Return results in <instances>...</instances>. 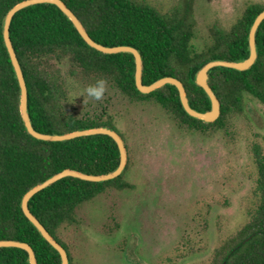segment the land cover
Returning <instances> with one entry per match:
<instances>
[{"label": "trees", "instance_id": "obj_1", "mask_svg": "<svg viewBox=\"0 0 264 264\" xmlns=\"http://www.w3.org/2000/svg\"><path fill=\"white\" fill-rule=\"evenodd\" d=\"M21 0H0V239L28 242L38 264H60V255L30 222L21 199L33 185L64 168L104 173L120 161L115 140L106 134L45 141L30 135L20 112V86L4 43L2 22L6 12ZM85 25L90 36L103 44H132L144 59L143 81L164 75L178 77L186 86L193 107L210 108L202 87L195 84L196 71L212 58L238 59L248 55V32L264 2H252L229 28L218 23L199 48L195 0H177L168 9L148 0H64ZM11 38L28 87L30 116L36 129L67 132L81 127H117L113 116L77 114L69 104L67 77L104 79L133 101L162 105L181 126L214 132L226 129L245 108L250 93L264 103V21L257 42L259 56L248 70L216 67L209 83L221 101V115L210 123L183 109L176 86L166 84L150 93L140 92L134 80V56L128 52L104 53L81 37L73 23L54 4L39 3L18 11L11 23ZM62 64H67L63 70ZM125 138V137H124ZM126 140V139H125ZM128 147V145H127ZM257 165V201L247 220L215 247L210 264H264V145L252 144ZM118 177L93 182L65 177L36 193L29 201L34 215L68 250L58 235L63 225L79 223L78 209L110 188L133 189L135 184ZM0 264H30L28 253L18 247H0Z\"/></svg>", "mask_w": 264, "mask_h": 264}, {"label": "rangeland", "instance_id": "obj_2", "mask_svg": "<svg viewBox=\"0 0 264 264\" xmlns=\"http://www.w3.org/2000/svg\"><path fill=\"white\" fill-rule=\"evenodd\" d=\"M168 9L177 0H148ZM252 2L195 0L199 48L218 23L231 27ZM63 70L67 64H62ZM95 78L67 77L77 114L113 116L130 156L133 189L110 188L78 209L58 235L75 264H210L221 239L248 218L257 197L252 144L264 145V103L245 95L244 111L214 132L181 126L162 105L133 101L106 81L102 99L83 95Z\"/></svg>", "mask_w": 264, "mask_h": 264}, {"label": "water", "instance_id": "obj_3", "mask_svg": "<svg viewBox=\"0 0 264 264\" xmlns=\"http://www.w3.org/2000/svg\"><path fill=\"white\" fill-rule=\"evenodd\" d=\"M39 3L54 4L60 8L67 18L73 23V26L77 29L81 37L89 46L104 53L128 52L133 54L135 61L134 80L135 85L140 92L150 93L166 84L174 85L178 90L179 99L185 112L192 117L203 120L206 123L214 122L219 118L221 115L222 106L220 99L209 83L210 72L216 67L244 71L250 69L256 63L259 56L257 33L261 23L264 21V9L255 16L250 25L248 32V55L246 57L238 59L212 58L202 64L201 67L196 71L193 80L195 84L203 88L210 100V108L206 110H199L192 106L185 84L182 80L174 75H164L151 83H145L143 81L144 59L140 49L132 44L123 43L110 45L103 44L93 39L88 33L83 22L74 13V11L68 7L64 0H21L14 4L6 12L2 22V34L20 86V112L28 133L37 139L45 141H66L76 137L106 134L115 140L119 149L120 161L114 169L104 173H89L76 168H64L63 170L56 172L39 183L31 186L21 199V207L24 214L38 229L41 235L50 243V245L57 250L61 259L60 264H71L68 250L60 241L56 239L54 235L50 233V231L37 218V216L34 215L29 207V201L36 193L65 177L70 176L93 182H105L112 180L125 171L129 161V151L123 135L118 130L109 125L81 127L67 132H43L35 128L30 116L26 79L11 38V23L14 15L18 11ZM0 247H18L25 249L28 253L29 263L38 264L34 248L26 241L12 238H1Z\"/></svg>", "mask_w": 264, "mask_h": 264}, {"label": "clouds", "instance_id": "obj_4", "mask_svg": "<svg viewBox=\"0 0 264 264\" xmlns=\"http://www.w3.org/2000/svg\"><path fill=\"white\" fill-rule=\"evenodd\" d=\"M106 81L97 79L94 83L88 84L83 88V95L89 98L100 100L105 92Z\"/></svg>", "mask_w": 264, "mask_h": 264}]
</instances>
